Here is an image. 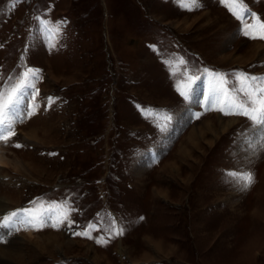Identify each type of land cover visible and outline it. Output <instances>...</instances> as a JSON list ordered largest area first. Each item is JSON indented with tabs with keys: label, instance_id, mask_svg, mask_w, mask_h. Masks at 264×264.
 <instances>
[{
	"label": "rangeland",
	"instance_id": "1",
	"mask_svg": "<svg viewBox=\"0 0 264 264\" xmlns=\"http://www.w3.org/2000/svg\"><path fill=\"white\" fill-rule=\"evenodd\" d=\"M37 16L66 21L55 49ZM262 26L264 0H0V86L40 70L39 95L18 106L35 114L1 141L12 177H0L9 202L0 220L46 213L31 223L21 214L0 237L8 246L27 236L14 262L264 264V147H246V116L204 104L220 85L203 71L223 74L229 89L239 88L234 73L264 75ZM13 154L31 159L28 170L13 169ZM229 170L250 171L254 183L241 190ZM65 200L75 223L52 227L64 211L52 202ZM113 219L123 235L111 234ZM86 229L92 238L73 234Z\"/></svg>",
	"mask_w": 264,
	"mask_h": 264
},
{
	"label": "snow or ice",
	"instance_id": "2",
	"mask_svg": "<svg viewBox=\"0 0 264 264\" xmlns=\"http://www.w3.org/2000/svg\"><path fill=\"white\" fill-rule=\"evenodd\" d=\"M197 2L198 0H192L193 4H196ZM220 2L224 4L228 3L229 0H220ZM231 2L236 3L237 0H231ZM184 6L187 7V5ZM35 20L37 23L36 32L38 34L43 35L45 38L55 35V41L49 43V46L55 49L59 45V41L63 36L66 21H50L41 18L40 16L35 17ZM245 35H248V32H245ZM180 63L184 64L186 62L181 58ZM203 71L204 73L215 76L220 85L219 87L215 84L210 86L209 91L205 94L204 104L209 106L216 103H223L229 109H235V111L225 112V115L236 114L246 116L253 125L252 132L250 133L249 138H247L246 147L250 150L264 147V87H261L258 83L264 82V75L253 76L243 72L234 73V76L240 78L236 81V83L239 84V88L229 89L224 87L227 80L224 78L223 74L210 72L209 69H204ZM39 75V69L26 67L17 77L13 78L9 76L4 83V86H0V141L7 142L11 136L16 135L13 130V125L17 120L22 119L23 115L31 117L35 114L34 111L28 108H26L25 112L22 114L20 113L18 106L24 100L25 93L33 99L39 95V90L35 87L34 83H32L39 78ZM173 75H175L174 71ZM13 79H15V83H12ZM193 79H200V77H194ZM179 91L185 99L190 98V89ZM238 93H242L246 99H240L237 101ZM221 95L224 97L223 101L220 100ZM48 101L49 103H52L53 98L49 97ZM218 110L224 111V107H221ZM143 111L146 112L147 116L150 118L158 116V113L152 110L144 109ZM195 115L199 118L201 113H196ZM164 119L170 120L171 117L165 116ZM16 147H21V145L17 144ZM226 175L238 184L241 190H247L254 183V175L250 171L229 170ZM52 204L58 205L64 209V211L60 213L57 223L53 224L52 227H57L58 224L72 227L75 221L71 214L76 210L71 207L70 203L65 200L60 202L53 201ZM33 212L34 210L32 209H17L5 216L3 220L0 221V226L11 227L12 224L15 223L14 218H18L21 214L29 215V223L37 219L43 220L46 215L44 211H41L39 214H33ZM47 214L48 218H51V215H54L51 208L47 210ZM141 219L143 218L141 217ZM112 225V235L124 234L125 229L122 226H117L115 219H113ZM96 227V225L90 224L88 229L94 230ZM88 229L82 233L76 232L73 234L92 238ZM0 242H3L2 238H0ZM97 243H107V241L97 238Z\"/></svg>",
	"mask_w": 264,
	"mask_h": 264
},
{
	"label": "bare ground",
	"instance_id": "3",
	"mask_svg": "<svg viewBox=\"0 0 264 264\" xmlns=\"http://www.w3.org/2000/svg\"><path fill=\"white\" fill-rule=\"evenodd\" d=\"M193 98L191 100V103H193V101H194ZM3 148L4 147L2 146V143L0 141V177L1 176H6V177L7 176L8 177L10 176V177H12V174L11 173H4V171H6V169H4V168L12 167V166H10V163L12 161H10L11 159L8 157V155L5 154V152H3ZM23 160H24L23 158H19L17 155L14 156V154H13V164H14L13 165L14 166L13 169H15L18 172H21L19 169L22 166L24 169H27L28 170V166L31 165L32 161H31V159H30L31 162L30 161H27V160H24V161ZM8 199L10 200L11 197H9ZM10 201H12V200H10ZM8 203H6V201H4V199H3V196L0 195V212L4 211V208H6L5 206H8ZM15 219H19V217L18 218H14V221H15ZM0 221H2V220H0ZM28 227H31V226H28ZM7 228L8 227L0 226V237L7 238V236H4ZM30 229L31 228H28L27 230L30 231ZM16 237L18 239H16V241H15V238ZM26 237L27 236L24 235V234H20V235L14 234V237H12V238H11V236L8 237V239H10V243L8 242L9 243L8 246L7 245H1L0 246V264H16L14 262V260L15 259L19 260L20 258H22V255L23 254H20L21 251L20 250H17V249H13V248L15 246L14 245L15 243H17V242L21 243V241L23 240V238H26ZM93 257H94V259L96 261L100 260L97 255H93Z\"/></svg>",
	"mask_w": 264,
	"mask_h": 264
}]
</instances>
